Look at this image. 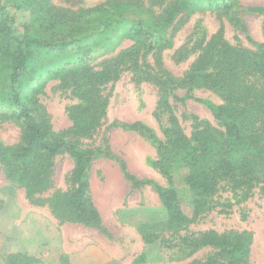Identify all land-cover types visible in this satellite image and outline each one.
I'll return each mask as SVG.
<instances>
[{"label": "trees", "instance_id": "obj_1", "mask_svg": "<svg viewBox=\"0 0 264 264\" xmlns=\"http://www.w3.org/2000/svg\"><path fill=\"white\" fill-rule=\"evenodd\" d=\"M8 5L28 10L30 19L16 24ZM202 9L241 30L255 50L231 45L219 31L204 42L183 75L174 76L163 66L162 51L172 47L171 34L182 22ZM244 10L264 17V4L242 8L237 0H102L77 9L55 5L52 0H10L8 4L0 0V120L15 123L20 131L17 142L0 141V165L6 178L34 198L53 187V158L68 155L73 162L68 185L55 189L44 203L60 221L101 229V215L90 189V168L98 148L83 147L75 136H88L101 125L107 106L102 88L128 69L135 80L154 82L163 91L156 114L169 124L165 127L167 144L160 149L161 166L185 167L192 214L184 212L173 190L161 189L168 226L175 231L185 228L211 209L222 184L231 191L250 192L264 182V42L248 37L241 17ZM125 38L130 46L98 68L90 66L99 56L114 53ZM184 49H177V60L186 56ZM48 79L58 80L60 88L78 99L69 109L72 126L68 132L54 130L39 98ZM195 87L211 89L224 104L194 97L190 92ZM180 88L186 90L179 96L176 90ZM170 96L206 104L221 129L204 121L187 136L166 103ZM140 228L145 241L157 237L153 231L158 227L151 222ZM252 240V233L244 230H208L182 235L178 246L183 252L187 247L218 249L204 261L190 264H252ZM219 255L228 261H219Z\"/></svg>", "mask_w": 264, "mask_h": 264}, {"label": "rangeland", "instance_id": "obj_2", "mask_svg": "<svg viewBox=\"0 0 264 264\" xmlns=\"http://www.w3.org/2000/svg\"><path fill=\"white\" fill-rule=\"evenodd\" d=\"M101 1L52 0L55 5L70 9L91 7ZM237 1L242 8L264 4V0ZM8 9L16 24L30 19L28 10H16L10 5ZM241 17L248 37L264 42V17L246 10ZM219 31L231 45L255 50L241 30L210 10L202 9L170 33L173 45L161 55L164 68L174 76H182L204 42ZM130 45L129 39H122L114 53L99 56L90 66L98 68ZM178 48H186L183 53L186 56L177 60ZM148 60L154 61L151 56ZM58 82L48 79L39 98L54 130L68 132L72 126L69 109L78 99L70 90L60 88ZM185 90L177 89L176 94L180 96ZM190 93L218 105L224 104L221 96L208 88L195 87ZM102 94L107 98V106L101 125L88 136H75L83 147L98 148L90 168V189L101 215L102 228L60 221L44 203V198L55 189L67 187L73 164L68 155L53 158V187L34 198L13 185L0 165V264H190L193 260L204 261L218 249L187 247L183 252V247L178 246L179 237L208 230L252 233L249 260L252 264H264V182L247 193L231 191L222 184L212 199L211 209L183 226L185 228L172 230L166 223L160 190H173L190 217L192 196L184 185L185 167L173 165L164 169L161 166L160 149L167 144L165 127L169 124L156 114L163 98L162 89L154 82L135 80L131 70L123 69L115 81L103 86ZM166 103L187 136L195 125L204 121L221 129L207 105L196 99L180 101L170 96ZM194 117L199 120L195 121ZM19 133L15 123L0 120L2 143L17 142ZM149 222L158 227L153 231L157 235L153 242L144 240L140 228ZM217 258L228 261L221 255Z\"/></svg>", "mask_w": 264, "mask_h": 264}]
</instances>
